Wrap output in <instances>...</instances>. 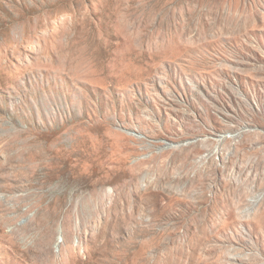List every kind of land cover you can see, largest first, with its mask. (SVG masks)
I'll return each mask as SVG.
<instances>
[{
	"label": "rangeland",
	"instance_id": "1",
	"mask_svg": "<svg viewBox=\"0 0 264 264\" xmlns=\"http://www.w3.org/2000/svg\"><path fill=\"white\" fill-rule=\"evenodd\" d=\"M0 264H264V0H0Z\"/></svg>",
	"mask_w": 264,
	"mask_h": 264
}]
</instances>
